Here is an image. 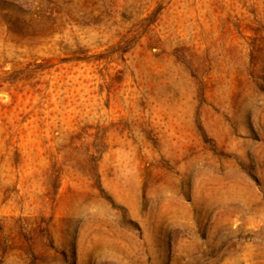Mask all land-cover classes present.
<instances>
[{"label": "rangeland", "instance_id": "rangeland-1", "mask_svg": "<svg viewBox=\"0 0 264 264\" xmlns=\"http://www.w3.org/2000/svg\"><path fill=\"white\" fill-rule=\"evenodd\" d=\"M0 264H264V0H0Z\"/></svg>", "mask_w": 264, "mask_h": 264}]
</instances>
